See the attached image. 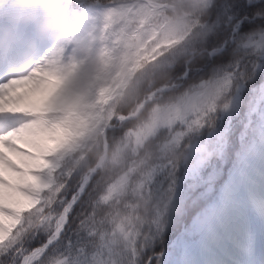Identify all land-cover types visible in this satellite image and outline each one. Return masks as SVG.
Instances as JSON below:
<instances>
[{"label": "rangeland", "instance_id": "374dc122", "mask_svg": "<svg viewBox=\"0 0 264 264\" xmlns=\"http://www.w3.org/2000/svg\"><path fill=\"white\" fill-rule=\"evenodd\" d=\"M184 1L187 5L180 9L173 6L166 15L156 12L161 8L153 6L147 15L164 18L162 24L133 22L123 41L116 44L99 42L87 18L64 8L72 18L73 28L60 42L69 40L70 49L76 53L85 40L92 53L90 60L94 61L95 74L84 88L83 105L76 107L90 119L75 152L81 156L77 163L84 172L89 161L86 158L109 146L103 133L105 128L116 127L113 119L123 120L124 116L117 113L123 100L133 102L135 89L149 73L194 53L213 31L206 20L208 10L203 9L212 1ZM27 3L30 8H23ZM45 3L46 0H10L0 9V25L2 20L31 15L33 9L42 13ZM228 8L227 2L225 15ZM259 30L242 42L236 58L214 65V78L191 84L166 101L159 100L158 95L159 102L145 117L135 116L132 128L116 143L110 169L99 179L95 192L99 191L96 195L100 197L111 189V200L99 209L105 217L117 210L127 212L126 204L133 206L132 222L137 228L142 226V235L129 250L128 264H141L145 251L162 246L166 233L177 231L173 230L177 224L179 231L173 232L174 238L179 235L177 243L173 240L165 245L154 264H215L208 261L210 252L203 243L211 239L207 226L215 224L219 220L216 216H225V212L240 228V240L241 234L246 239L254 234L253 210L248 207L251 198L243 192L242 171L255 154L264 152V44L254 39L262 34ZM100 88L106 93L103 103L91 104V90ZM205 108L209 110L206 116ZM133 111L130 113L135 115ZM97 171L103 172V164ZM235 189L240 190L241 197L230 206L227 199L239 197L234 196ZM189 205L195 211L183 217ZM214 244L221 253L216 257L225 258L228 246Z\"/></svg>", "mask_w": 264, "mask_h": 264}, {"label": "snow or ice", "instance_id": "6c2138e0", "mask_svg": "<svg viewBox=\"0 0 264 264\" xmlns=\"http://www.w3.org/2000/svg\"><path fill=\"white\" fill-rule=\"evenodd\" d=\"M9 3L0 0V9ZM67 3L89 20L99 42L113 44L123 41L130 24L141 22L149 7L148 0ZM226 4L213 0L206 17L214 36L227 33L223 39L232 35L234 23L224 14ZM259 31L254 39L264 44V30ZM188 67L176 66L177 84ZM81 72V62L64 46L42 52L22 74L0 67V264H128L129 250L142 235V226L132 222L130 203L124 206L127 212L101 215L111 189L98 197L90 174L78 166L75 129L82 116L65 83ZM91 92V104L103 103V88ZM203 112L206 116L209 110ZM114 123L113 132L121 126L119 119Z\"/></svg>", "mask_w": 264, "mask_h": 264}, {"label": "bare ground", "instance_id": "6f19581e", "mask_svg": "<svg viewBox=\"0 0 264 264\" xmlns=\"http://www.w3.org/2000/svg\"><path fill=\"white\" fill-rule=\"evenodd\" d=\"M4 23V22H3ZM31 23L25 19H14L13 17L6 21V25L14 26L16 33H11L9 30L0 29V67L8 66L13 73L22 74L31 69L36 58L42 52L57 46L69 48V41H63L59 44L57 41L45 38L39 33L37 26L34 28ZM30 27L29 31H25V27ZM93 31V30H92ZM85 40L78 46L75 53L77 59L81 62L82 72L78 76H71L66 80L65 87L71 94L72 103L75 107H81L82 99L85 97L84 88L89 86L90 81L95 74L94 61L91 62V51L86 48ZM91 62V63H90ZM19 92L25 91L19 89ZM82 116L79 120L75 131L80 134L86 130V124L90 123L87 116ZM85 134V132H84ZM264 139V138H263ZM264 146V140L263 144ZM243 188L244 193L250 196L249 206L252 208L253 224L255 226L254 234H249L245 243L241 244L237 241L235 235L240 228L226 212L225 216H216L219 220L215 224H209L208 234L210 238L203 243L206 249L210 252L209 262L216 264H264V152L255 154L253 158L246 163L243 169ZM241 190V188H240ZM240 190L235 189L234 196H239ZM236 199H227V203L233 206ZM236 228V229H235ZM235 231V232H234ZM235 233V234H234ZM214 240V241H213ZM222 242L229 245L230 253L229 261L217 260L215 257L218 251L217 245L214 243Z\"/></svg>", "mask_w": 264, "mask_h": 264}, {"label": "trees", "instance_id": "16d2710c", "mask_svg": "<svg viewBox=\"0 0 264 264\" xmlns=\"http://www.w3.org/2000/svg\"><path fill=\"white\" fill-rule=\"evenodd\" d=\"M171 3H176L178 5H187L186 2H182V0H168ZM229 8H228V13H227V20L228 22H233L231 26V31L233 29V26L238 22L240 18H242L243 22L242 25L240 26L239 30L235 33L237 36L235 37L234 41L232 44L230 43L231 41L229 40L231 35L228 36L227 39H223V36L227 35V33H223L220 37L214 36L213 31L210 32V34L207 36V38L200 43V46L198 47L197 51H195V54H192L194 58L190 61L189 63V75L187 76V79H184V84L182 86H178L175 88L173 91H168L165 93V96H167L169 93H177L186 86H188L189 83H198L201 80L208 79L214 70V65L216 63H228L230 60L233 58L237 57L239 55L238 51L240 41L245 39L247 36H249L251 33L257 32L261 27H264V0H227ZM211 8V7H210ZM210 8L208 9V15L210 14ZM150 10V8L148 9ZM165 14H169L168 11L163 10ZM162 12V13H163ZM262 15V16H260ZM148 19V20H147ZM153 21L156 23V25H161V21L163 20L162 18H157L155 19L154 17L150 18L146 15H143L141 22L143 21ZM152 19V20H151ZM153 22H150V24H154ZM219 25H217L218 27ZM239 34V35H238ZM228 41V46L218 52V54L212 56L206 51H202L201 53H198L199 50L203 48H212V47H218L222 45L223 42ZM234 45V46H232ZM179 59V60H178ZM176 60V63L174 66H166L160 68L155 72L154 75L149 76L146 81L141 85L139 88V93L137 97L140 99L145 92L150 91L151 89L155 88V86H158L160 84L166 83V81H169L171 79H175V68L176 66L180 64H185L186 62V56H182ZM185 71V70H184ZM184 71H181L179 74H182ZM147 85V86H146ZM136 102L132 104L130 102L129 104H126L123 102L122 106L120 107L119 111L121 112H126L130 111ZM153 103V102H151ZM151 103L147 105V108L151 107ZM131 124H128V127H130ZM125 127L127 124L124 125ZM127 128H124L121 126L119 130L113 132L112 129L107 132V139L109 142L110 146V155L113 154L115 151L116 143L120 141L124 136H125V131ZM90 157H87L89 159L88 165L91 166L94 161L96 160V154L92 156V153L90 154ZM94 157V158H93ZM88 166V167H89ZM87 167V168H88ZM101 173H98L94 176L92 182L90 183L95 189L96 186L99 185V179ZM189 209V215L193 214V208L188 207ZM151 250H149V253H152Z\"/></svg>", "mask_w": 264, "mask_h": 264}, {"label": "clouds", "instance_id": "9594fccd", "mask_svg": "<svg viewBox=\"0 0 264 264\" xmlns=\"http://www.w3.org/2000/svg\"><path fill=\"white\" fill-rule=\"evenodd\" d=\"M20 19L33 20L41 36L56 41H62L73 28L72 18L64 10L61 0H46L42 14L22 15Z\"/></svg>", "mask_w": 264, "mask_h": 264}]
</instances>
